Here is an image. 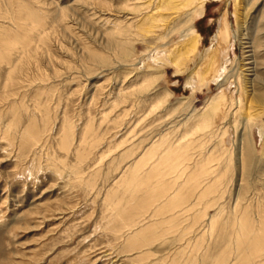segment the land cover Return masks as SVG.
I'll return each instance as SVG.
<instances>
[{"label": "rangeland", "instance_id": "rangeland-1", "mask_svg": "<svg viewBox=\"0 0 264 264\" xmlns=\"http://www.w3.org/2000/svg\"><path fill=\"white\" fill-rule=\"evenodd\" d=\"M247 1L241 2L240 7L245 8ZM157 2L0 0V40L10 35L9 31L15 33L13 38L16 35L14 42H20H16L17 46H22L24 39L31 35L34 38L31 47L22 55H19L20 46L18 49L13 46L19 52L6 61L9 67L5 59L0 60V264H219L228 255L227 264L236 263L231 239L234 217L230 215L234 216L235 203L239 204L237 216L250 208L247 210L249 219L257 227L255 218L262 211L258 202L264 200V177L254 174L250 180L240 181L237 162L228 158L235 164L228 162L226 165L222 157L220 165L214 163L208 168L212 170L209 178L217 176L215 191L218 189L219 195L214 191L206 200L219 199L216 206L206 209L201 200L196 205L197 195H193L188 198L191 201L188 204L195 203L192 211L187 214L181 209L173 212L176 223L169 224L171 227L168 228V224H158L160 219L154 216L152 208L147 209L149 213L144 210V214L143 208L137 207L139 200L146 196L143 195L145 186L141 188L143 191L133 188L156 158L140 173L133 174L132 170L151 144L167 138L165 143L172 144L182 131L178 127L190 113L202 111L223 89L228 100L237 102L239 97L243 106H247V99L259 91H254L248 84L244 94L243 80L257 76L264 84V42L259 47L254 39L255 32L252 34L249 30L248 35L251 33L256 42L245 50H250L247 53L250 60L242 61L241 29L238 30L234 16L235 0H207L200 18L196 4L178 8L176 11L181 12L182 18L169 16L173 11L162 12L165 17L169 16L164 19V24H150L148 17ZM224 12L230 28L226 49L218 54L219 59L223 57L218 66L221 65L224 71L219 69L217 84L209 83L198 91H191L187 81L215 47L218 21ZM253 12L250 9L240 18L242 24L245 22L254 29L258 15ZM21 15L27 18L26 21ZM32 20L36 22L34 25ZM154 25L161 28L153 29ZM192 25L199 38L196 57L187 55L185 63L178 68L171 65L156 71L148 69L154 66L157 43L161 46L176 43L180 39L177 34ZM246 25L241 33L247 31ZM5 28L9 31L5 32ZM116 31L120 35L117 36ZM156 36L164 38L159 42L155 40ZM246 39L244 43L249 41L248 37ZM121 43H127L125 55L120 54L119 46H116ZM246 63L250 64L244 67ZM233 109L236 110L235 104ZM256 123L251 129V140L256 156L260 158L264 154V118ZM260 128H263L262 136ZM88 129L92 130V137L83 136ZM31 135L34 136L32 142H26ZM64 140L66 146L62 149ZM206 149L204 144L202 151ZM78 152L83 157L80 153L77 156ZM225 168L226 177L219 175ZM138 173L140 175L135 176ZM173 176L174 173L170 175ZM127 180H131L130 183ZM125 183L130 186L126 187ZM129 187L133 191L128 192ZM173 192L168 193L167 199ZM134 197L135 203L132 202ZM116 202H123L124 206L127 202V207ZM129 203L136 207L130 209ZM157 205L158 202L153 204V208ZM124 211H129V216ZM202 212L207 217L201 218L184 236L183 231L187 226L191 227L193 217ZM168 215L164 216L165 221ZM211 216L216 217L218 225L212 229L207 221ZM222 221H226L228 227ZM134 231L146 235L131 248L126 239L131 232L135 236ZM139 242L144 244L139 246ZM193 243L199 245L198 252ZM260 264H264V259Z\"/></svg>", "mask_w": 264, "mask_h": 264}, {"label": "bare ground", "instance_id": "bare-ground-1", "mask_svg": "<svg viewBox=\"0 0 264 264\" xmlns=\"http://www.w3.org/2000/svg\"><path fill=\"white\" fill-rule=\"evenodd\" d=\"M206 1L207 0H158V2L152 6L151 14L148 17L149 22H150V24H154V23L164 24V22H165L164 19L168 18L171 15L172 16L176 15V16H174V18L181 17V16H179L180 11L179 12L176 11L178 8L184 9L185 7H188V6L194 5V4L197 5V7H198L197 10H200V13L198 14V17L200 18L203 15V9L205 7ZM241 2L243 4L244 0H235L234 16H235V21H236L235 23L238 25V30L241 29L239 32V37H240L239 39L242 41V43H241V47H242V51H243L241 53L242 61H247L248 59L250 60V55H247V53H249L250 50L249 51L247 50L246 52H245V50L247 48H249V49L252 48L251 45L254 46V42H256V41H257L256 44L259 47L262 46V44L264 42L263 41L264 38H262L263 36L261 37V34L264 35V0H248L245 4V8L240 7ZM175 4H178V5H175ZM259 4L262 5V6H260V8H258V6H257ZM19 5H20V3H19ZM14 8H15V6H14ZM25 9H23V10H25ZM250 9L254 10L253 13H257V15H258L257 16V22H256L257 25L253 29V26L251 27L248 23H247L248 25H246V24H244L245 23L244 22L243 24L248 26L245 28V31L246 30L247 31L244 32V33H246L244 35V33H241V32H243L242 28L244 27V25L242 24L240 17L244 16V14H246V12L248 13ZM25 11H24V16L26 15ZM172 11H173V13H171L168 17H165L164 14H161L162 12H172ZM27 12H29V11H27ZM19 14H22V12H19ZM226 15H227L226 12H224L218 21L219 26H218L217 32L215 34V41H216L215 47L212 48L210 53H207L206 57L203 59L201 64L196 69V72L193 75H191L187 81V86L191 88V91H198L199 89H202V87H205V85L209 84V83L217 84V78L219 76V71L220 70L224 71L223 68H221V65L218 66V63H219L220 59L223 58V57H220V59H219V55L222 53V51L224 49H226L225 45L229 41L228 39H229L230 28H229V24H227V16ZM21 16H23V15H21ZM21 16H20V18H21ZM32 16L34 17V15H32ZM29 17H30V13H29ZM189 17L190 16H188L187 19ZM24 18H22V19L26 21L27 18H25V19ZM34 19H35V17H34ZM32 22H34L33 25L36 23L33 20H32ZM19 23H21V21ZM19 23L17 22L15 24H19ZM27 23L30 24V22H28V21H27ZM39 23H42V22H39ZM39 23H38V26L41 27V24L39 25ZM38 26L36 25L35 27H38ZM43 26H44V24H43ZM254 26H255V24H254ZM16 27L17 26H15V29H16ZM19 27H20V24H19ZM30 27H33V26L31 25ZM154 28L160 29L161 26L154 25L153 29ZM163 28H165V27H163ZM31 29H29V30H31ZM36 29H35V33L37 31ZM23 30H25V28ZM32 30H33L32 32H34V29H32ZM249 30L250 31L252 30V34H253V32H255L254 39H256V41L253 39V35L251 33H250V35H248ZM8 31L9 30L8 29L6 30V28H5V32H8ZM172 31H173V29L171 30V32ZM10 32H11L10 35L7 33L8 35L5 38H3V40H0V48L2 49V52L0 53V60L5 59L4 60L5 62L7 60H9V58H12L13 55H16L19 52L17 49L20 45L17 46V43H20V42H17L18 40L16 41L17 43L14 42V38L17 39L16 35L13 38V34H15V33L12 34L13 31H9V33ZM118 32L116 31L117 36L119 34ZM120 32L123 33V31H121V30H120ZM23 33H24V31H23ZM25 33H26V30H25ZM3 34H6V33H3ZM26 34H27L26 36H28V33H26ZM114 34L115 33H113V35ZM168 34H170V33L168 32ZM177 35H179L180 39H177L176 43L173 42V44H171V45H167V43H164L162 46L160 44L158 45V43H157L155 56L153 58L154 66L150 67V68L147 67L148 69L156 71L157 69L162 68V66H171V65L178 68L179 66H181V64L183 65L185 63L187 55H189V54L192 55L193 56L192 58L196 57L195 51H197V48L199 46V41H198L199 38H197V32L195 31V27H193V25H192V26L186 28L185 30L179 32ZM1 36H3V35L1 34ZM31 36L33 37V35H31ZM163 36L166 37L167 35L164 34ZM163 36H156L155 40L160 42L163 40V38H164ZM32 37L26 38V40L24 39L22 46L19 47L21 50L19 55H22V53L25 50L27 51V49L31 47L30 45L32 44L33 39H34ZM168 37H170V36H168ZM243 37H246V38L248 37L249 41L244 43V41H246L247 39L243 38ZM124 39H126V38H124ZM164 42H166V40ZM113 44H115L114 41H113ZM246 45H248V46H246ZM13 46L17 47V49L14 50ZM116 46L117 47L119 46L118 50H119L120 54L125 55L128 52L127 43H124V44L121 43L120 45L116 44ZM245 46H246V48H245ZM227 52H229V51L227 50ZM25 54H27V53H25ZM16 59H18V62H19V58H16ZM251 59H252V57H251ZM224 60H225V58H224ZM4 61H2V62H4ZM10 61L12 62L13 60H10ZM16 62H17V60H16ZM0 64H1V61H0ZM248 64H250V63H246L244 65V67H246ZM6 65L9 67L10 64L8 65V63H7ZM186 70L187 69H185L183 71V73H185ZM12 71H13V68H12ZM179 71L180 70H178V72ZM245 72H246V70H245ZM9 73H11V71ZM8 76L9 75H7V77ZM258 79L256 76L255 78L250 79V80H243V82H244L243 85L245 87L244 94H246V89H247L248 84L254 89V91L255 90L259 91V94L254 95L256 93L255 92L254 94L251 95L250 98L247 99L248 100L247 106H243V101L239 97L237 99V102H234L233 99L228 100L227 95L225 94L226 92H224L225 90L223 89L222 91L217 93V95H215L214 97H212L209 100L210 102L203 108L202 111L197 112V113L193 112V114L190 113V115L185 120V122L180 124V126L178 127V129L181 128L182 131H181L180 135L173 141V143L171 142L172 144L168 145L165 143L168 138L166 140L161 139V141H159L157 144H153V145L151 144V147L148 148V150L146 152H144L140 158L137 159V161L134 164L135 166L132 170V172H134L133 174H135L138 171L140 173V171L142 169L144 170L145 166L149 165L151 163V161L154 158H156V161L153 162V165H151V168L148 171H145V174L143 173L144 176L141 177V175L139 173L135 175V176L140 175V179H139V176L137 177L140 181H138V183L136 180L134 181L137 183V185L135 184L136 185L135 187L133 186V188H135V191H137V188H139L138 190L143 191V189H141V188H144V186L146 189L144 191V194L141 193L143 195H146V196H144L145 197L144 199L139 200V197L137 198L135 195L136 193L134 194L135 197L137 198V200L140 201V204H138L137 207L140 206L141 208H143V210L140 208L142 210V213L143 212H144V214L146 213L144 210H146L147 213H149L148 212L149 208H152V210H154L152 212V213H154V216L159 217V219L161 220V221L159 220L158 224L165 223V224H168V228H170L171 225L169 227V224H173V222H175L174 221L175 220V218H174L175 213H173V212L181 209L183 214H187V213L192 211L195 203H193V204L191 203V205L188 204L189 202H191L188 198H191V196H193V195H197L196 196V205H198L197 201L201 200V202H204L206 209L211 208V206L214 205L215 203H217V201L219 199L217 201H215L214 198H212L211 201L209 199L208 200H206V199L208 196H210L216 192L215 188H217L216 186H217L218 182H217V178H216L217 176L216 177L213 176V178L208 177V175H210L211 174L210 172L212 171V170L210 171L208 168H210L209 166L214 164V163H219L218 165H220L222 163L221 162L222 157H223V160L225 159L226 165L228 164V162H231L230 161L231 159L233 161L237 162L236 163L237 164V171L239 173V176L241 177L240 181L248 180L254 174H256L259 177H262V179H263V177H264V154L260 158L256 156L255 149L253 147L254 145H252V140H251L252 139V133H251L252 127L257 124L256 121L262 122L263 118H264V115H263V111H264V84L261 83L262 81L261 82L258 81ZM8 80H9V78H8ZM263 81H264V79H263ZM257 103H259V104L257 105ZM233 104H235V107H236L235 111H234V109L231 110V107L233 106ZM178 125H176V126H178ZM30 130L32 131V128ZM259 130H260L261 136H262L263 135V133H262L263 128H260ZM26 131H28V130L26 129ZM91 132H92V130L88 129L84 133L83 136L92 137ZM32 137L34 138V136L31 135V137H29V139H27L26 142L31 143L33 140ZM93 138H94V136H93ZM82 139H84V138H82ZM85 140H86V138H85ZM168 141H167V143H168ZM21 142H23V140ZM165 144H166V146L163 147ZM204 144L206 145L207 149L202 151ZM65 146H66V141L64 140L62 143V149H64ZM67 149L68 148H66V150ZM199 150H201V151L197 155V151H199ZM219 150H220V152H218ZM79 153L80 152H78L77 156H79ZM83 153H86V152L83 151ZM80 155H81V153H80ZM81 157H83V156L81 155ZM233 161L231 162L232 165H233V163L235 164V162H233ZM229 167H230V165H229ZM229 167H228V171L231 168V167L230 168ZM225 171H226V168L223 169L219 175L225 174V177H226ZM175 172H176V174H175ZM129 173H131V172H129ZM173 173H174V176L170 177V175H172ZM131 174H128V177ZM212 175H214V174H212ZM135 176H134V178L137 179ZM126 177H127V174H126ZM165 178H167V179H165ZM168 178H169V180H168ZM235 178H236V176H235ZM256 178H258V177H256ZM132 179H133V177H132ZM232 179H233V177H232ZM123 180H125V179L123 178ZM128 180H127V182L130 183L131 180L130 181H128ZM262 181H263V186H264V180H262ZM122 182H124V181H122ZM228 182H230V181L228 180ZM231 182H232V180H231ZM222 183H223V181H222ZM249 183H251V182H249ZM127 185H129V184L125 183L126 187H128ZM119 186H121V185H119ZM224 186H223V188H225ZM247 186H249V185L247 184ZM247 186H246V188H247ZM252 187H254V186L252 185ZM173 188H175L174 192H173ZM126 190H128V189L126 188ZM216 190L218 192V189H216ZM124 191L125 190H123V192ZM130 191H133V190H130V187H129L128 192H130ZM245 191H246V189H245ZM171 192H173V195H170V197L167 199V197L169 196L168 193H171ZM217 192H216V194H218ZM219 192H220V190H219ZM223 192H222V194H223ZM137 194L139 195V193H137ZM120 196H122V195H120ZM135 197L132 200V202L136 199ZM129 199H131V197ZM141 200H143V201H141ZM221 200H222V198H221ZM236 201H238V198ZM127 202H129V200ZM127 202H126V206H124L122 204L123 202L122 203L116 202V203H118V204L120 203V206L127 207ZM157 202L159 203V205H157L156 207L153 208V204H156ZM243 202H244V200H243ZM134 203H135V201H134ZM137 203H136V205H137ZM129 204H130V207H132V208L129 207L130 209H133L134 207H136V206L133 207V205L131 206L132 203H129ZM248 204H250V203H247V205ZM221 205L223 207V204H221ZM247 205H245V206H247ZM120 206H119V208H120ZM215 206H216V204H215ZM238 206H239V204L235 203V206H234L235 209L233 211L234 216L230 215V216H232V218L234 217L232 219L233 221H231V222H233L232 228L234 231L233 238H231V239H233V241H234L233 242V245H234L233 246V248H234L233 254L235 253V256H234L235 261H236L235 264H260L261 259H264V200L258 202V206L260 209H262V211H260V214L255 218L256 219L255 221L257 222V227L252 222V220L250 221V219H249V214L247 213V210H250V208L246 207L247 210L246 209H245L246 211L243 210V212L240 214V216L239 215L237 216L236 214H238V208H239ZM256 207L257 206H255V208ZM251 209H254V207ZM113 210H116V209H113ZM141 210H139L138 212L140 213ZM255 211H256V209H255ZM127 212L129 213V211H127ZM128 213L125 212V214H127V215H128ZM168 213H169V215L167 216L168 218L165 221L164 216H166V214H168ZM223 213L225 215V212H223ZM135 214H137V213L135 212ZM250 214H251V212H250ZM227 215H228V213H227ZM235 215L237 216V218ZM130 216H133V215H130ZM150 216H152V215H150ZM205 216H206L205 212H202V214L198 213L197 216L195 215L193 217L191 227L187 226L186 229L183 231V235L185 236L186 234H189L191 232L190 230L192 229V226L194 224H197L199 222V220ZM146 217H147V215H146ZM115 218L116 217H114V219ZM134 218H136V217H134ZM221 218H222V216H221ZM226 218L227 217H225V219ZM144 219H145V217H144ZM148 219H150V217ZM225 219H223V220H225ZM207 221H209V223L211 225V229L214 226H218V225H216V217L211 216L209 218V220H207ZM218 221H220V220L218 219ZM119 222H120V220H119ZM143 222H144V220H143ZM126 223L129 224L128 222H126ZM144 223H146V222H144ZM178 223H180V222H178ZM222 223H224V222L222 221ZM222 223H220V224H222ZM165 224H163V225H165ZM226 224H228V223L225 221L224 225H225V227L226 226L228 227V225H226ZM174 225H176V224H174ZM180 225L181 224H179V226ZM127 226L131 227V225H127ZM147 226H149V225H147ZM156 226L158 227V225H156ZM156 226H153V227H156ZM124 227H125V225H124ZM176 227H178V225ZM254 227H256V228L254 229ZM160 228H159V230H160ZM131 229H133V228L131 227ZM144 229H146V228H144ZM224 229L225 228L223 227L222 231H224ZM136 230H137V228L135 229V231ZM156 231H158V228H157V230H155V232ZM230 231L232 233V230H230ZM218 232H219V230H218ZM143 233H141V231H137V232H135V236H132V232H131L129 234V237L126 239V241H127L126 244L129 247L132 246L134 248L135 247L134 243H138L139 238H141V236L146 235ZM212 233H211V235H212ZM161 234H163V233H161ZM210 237H212V236H210ZM227 241H228V239H227ZM196 242H197V240H196ZM149 243L150 242H147L146 244H149ZM141 244L143 245L144 243L139 242V246ZM216 244H213V245H216ZM220 244L222 245L223 242ZM149 245H147V246H149ZM227 245H229V243H227ZM197 246L199 247V245L197 243H195L193 246L196 248V251L198 250ZM131 248H129V250ZM129 250H128V252H130ZM135 250H136V248H135ZM230 255H231V253H230ZM192 256H194V255H192ZM192 256H190V257L192 258ZM228 257H229V255L227 257L223 258V261L218 262V263L219 264H227L226 261H227ZM219 261H220V259H219Z\"/></svg>", "mask_w": 264, "mask_h": 264}]
</instances>
